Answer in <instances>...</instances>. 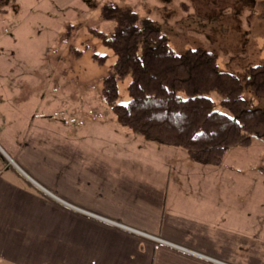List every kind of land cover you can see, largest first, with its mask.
<instances>
[{"label": "rangeland", "instance_id": "rangeland-1", "mask_svg": "<svg viewBox=\"0 0 264 264\" xmlns=\"http://www.w3.org/2000/svg\"><path fill=\"white\" fill-rule=\"evenodd\" d=\"M105 1L0 0V155L7 166H20L25 151L33 156V169H103V136L118 126L100 97L114 55L89 30H112L113 23L98 15ZM111 1L155 19L174 51L200 47L215 53L222 71L240 76L264 62V0ZM67 24L74 25L69 35ZM92 53L106 56L105 62L97 64ZM128 80L118 83V103L129 99ZM244 157L252 167L240 172L242 178L221 165L203 177L219 183V247L233 246L234 228L237 254L229 259L261 264L264 153L261 159L254 151Z\"/></svg>", "mask_w": 264, "mask_h": 264}, {"label": "crops", "instance_id": "crops-1", "mask_svg": "<svg viewBox=\"0 0 264 264\" xmlns=\"http://www.w3.org/2000/svg\"><path fill=\"white\" fill-rule=\"evenodd\" d=\"M111 128L102 170L33 169L25 151L7 166L0 155V264H236L234 228L233 246L219 247V183L203 177L211 166ZM254 143L229 148L221 167L242 178L244 156L264 153Z\"/></svg>", "mask_w": 264, "mask_h": 264}, {"label": "trees", "instance_id": "trees-1", "mask_svg": "<svg viewBox=\"0 0 264 264\" xmlns=\"http://www.w3.org/2000/svg\"><path fill=\"white\" fill-rule=\"evenodd\" d=\"M98 15L113 23L112 30L89 32L114 55L100 97L119 125L150 142L182 148L206 166L220 165L229 148L247 147L254 138L264 142V62L238 76L220 70L207 49L174 51L159 24L128 5L107 0ZM73 27L66 25L68 35ZM92 59L103 64L106 56L92 53ZM126 78L129 99L122 104L118 83Z\"/></svg>", "mask_w": 264, "mask_h": 264}]
</instances>
